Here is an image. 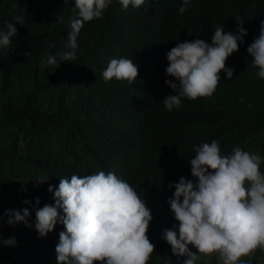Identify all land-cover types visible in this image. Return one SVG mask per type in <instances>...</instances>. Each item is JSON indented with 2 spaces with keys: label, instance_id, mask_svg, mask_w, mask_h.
Masks as SVG:
<instances>
[{
  "label": "clouds",
  "instance_id": "9594fccd",
  "mask_svg": "<svg viewBox=\"0 0 264 264\" xmlns=\"http://www.w3.org/2000/svg\"><path fill=\"white\" fill-rule=\"evenodd\" d=\"M56 3L65 13L69 8L72 10L66 50L62 52L64 45L60 46L56 55L42 60L41 70L50 65L61 68L62 63L74 61L78 38L89 26L102 29L107 21L106 9L118 6L124 12H142L144 18L162 11L160 23L154 29L157 35L150 46L132 56L113 58L98 75L101 85L115 88L119 96L136 92L132 103L144 100L143 110L160 107L167 114L180 109L186 99L211 97L223 78L233 82L249 75L264 85V9H255L249 0H56ZM195 4H199L201 16L192 14ZM16 24L24 25V18L17 16L14 21L0 22L1 64L19 45ZM150 57L161 58L162 68L147 65ZM128 122L129 115L125 114L119 125L113 126L124 127L125 141L133 126V121ZM24 147L22 144L21 148ZM155 156H147L145 160L154 161ZM187 162L190 179L180 177L178 182L168 185L167 203L178 226L174 224L172 229L164 230L162 239L178 260L187 257L182 264H195L198 254L216 255L221 264H250L257 250L264 251L262 157L240 147L223 154L219 141L213 140L194 145ZM155 163L167 168L169 162ZM107 168L70 169L66 171L68 174L58 173V187L49 185L50 194L35 213L40 264H149L155 245L147 233L154 220L146 204H149L147 196L156 192L146 185L150 175L135 182L121 179L114 169ZM48 180V176H41L35 186ZM35 203L40 204L38 197ZM4 215L8 217V225L24 223L31 227L27 208L7 210ZM57 222L59 229L54 230ZM15 243L14 237L7 240L0 237V244Z\"/></svg>",
  "mask_w": 264,
  "mask_h": 264
},
{
  "label": "trees",
  "instance_id": "16d2710c",
  "mask_svg": "<svg viewBox=\"0 0 264 264\" xmlns=\"http://www.w3.org/2000/svg\"><path fill=\"white\" fill-rule=\"evenodd\" d=\"M249 2L264 9V0ZM71 12L69 8L65 13L56 0H0V22L24 18V25L16 24L20 41L15 53L0 63V237L16 241L14 246L0 244V264H40L35 213L46 202L49 185L58 187V173L103 166L135 182L150 175L146 185L156 192L147 196L146 204L154 220L147 233L155 245L149 264H182L187 257L178 260L162 239L164 230L178 226L167 203L168 185L180 177L190 179L187 160L193 146L213 140L219 141L223 154L235 147L259 153L264 172V85L249 75L233 82L223 78L211 97L186 99L180 109L167 114L160 107L143 110L144 100L132 103L136 92L119 96L115 88L101 85L98 75L113 58L132 56L150 46L162 11L144 18L142 12L109 6L102 29L89 26L78 38L74 61L41 70L42 60L56 55L60 46L66 50ZM192 14L201 16L199 4ZM28 51L31 54L24 55ZM162 62L157 57L146 60L157 69ZM125 114L128 123L133 121L126 141L124 127H113ZM155 154L154 161L145 160ZM163 160L169 162L167 168L155 163ZM41 176L49 180L37 187ZM24 208L29 210L31 227L8 225L4 213ZM189 249L198 254L194 246ZM198 255L195 264H221L216 255ZM250 264H264V251L257 250Z\"/></svg>",
  "mask_w": 264,
  "mask_h": 264
}]
</instances>
